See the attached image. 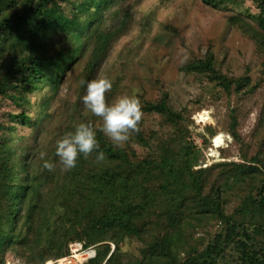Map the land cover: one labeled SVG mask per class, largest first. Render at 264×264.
Returning <instances> with one entry per match:
<instances>
[{
  "label": "trees",
  "instance_id": "trees-1",
  "mask_svg": "<svg viewBox=\"0 0 264 264\" xmlns=\"http://www.w3.org/2000/svg\"><path fill=\"white\" fill-rule=\"evenodd\" d=\"M116 1L0 0V105L26 107V96L45 88L58 93L69 68L88 53L75 101L49 130L63 136L79 123H91L99 143L68 171L52 155L53 173H42L32 167L27 143L12 134L13 123L31 124L26 111L0 122V264L7 256L46 264L65 257L73 242L92 248L93 257L84 264H264V132L258 141H245L238 131L242 109L227 103L225 130L232 143L218 148L219 161L208 164L205 151L217 129L208 125L196 133L200 145L190 129L202 104L176 108L162 89L156 99L137 97L143 113L139 131L121 148L84 108L87 82L98 78L128 16ZM200 2L223 12L251 4L228 16L226 24L253 42L264 71V0ZM176 30L169 26L161 37H177ZM60 43L67 47L57 49ZM181 71L216 88L219 101L250 100L258 92L249 67L243 76L229 77L210 48L190 56ZM51 101L42 102L40 117L45 108L50 112ZM38 125L37 134L43 128ZM259 125L260 119L249 138ZM99 151L106 158L97 163ZM47 183L51 189L44 192Z\"/></svg>",
  "mask_w": 264,
  "mask_h": 264
},
{
  "label": "rangeland",
  "instance_id": "rangeland-1",
  "mask_svg": "<svg viewBox=\"0 0 264 264\" xmlns=\"http://www.w3.org/2000/svg\"><path fill=\"white\" fill-rule=\"evenodd\" d=\"M116 2L119 7L128 10V16L124 25H122L123 19L118 21L117 26L122 25V31L118 32L111 42L98 74V78L109 79L112 88L116 86L111 97H107L110 91L106 93L108 104L123 95H135L147 100L156 99L161 89L169 93L176 108L188 102L192 110H195L194 108L202 104L204 107L191 116L194 126L190 129L193 130V139L197 145L202 143V139L197 137L196 133H202L203 128L208 125L217 129V135L211 139L212 147L205 151L208 164L213 160L219 161L218 148L213 146L215 137H221L220 148H226L232 143L231 136L225 130L228 121L227 103L229 105L232 103L236 110L242 109L238 131L245 137V141L248 139L258 141L261 138L264 132V71L261 60L253 42L239 30L226 24L228 16L242 14L252 7L250 3L223 12L203 5L200 0H117ZM169 26L177 29V37L170 35L161 37ZM66 47L67 45L60 43L57 49ZM207 48H210L216 59L222 61V72L229 77L243 76L249 67L248 74L252 84L258 85V92L250 100L248 97H241L231 102L219 101L217 99L219 92L216 88L181 71L182 64L190 56L203 55ZM87 60L88 53L74 67L69 68L64 78L65 86L58 93L45 88L28 94L26 107L16 108L6 101L0 105V122H7L8 114L26 111L29 115L31 120L29 127L13 123L11 126L15 130L12 134L14 140L21 138L27 143L31 149L32 167L38 172L44 173L47 170L52 172L45 167V162H50L52 155H56L57 137L60 138L62 135L60 131L56 135L52 134L51 131L54 129L49 130V128L58 126V117H62L68 105L75 101L82 69ZM44 100L53 101L50 108L51 117H47L50 112L46 108L40 117ZM259 119L262 125H259L253 139L249 138ZM37 125L38 128L43 127L39 134L35 133L37 129H33V126ZM55 158L56 162L58 157ZM236 159L235 156L232 160ZM43 188L44 192H48L51 184L47 183ZM123 249L130 250V247L124 245ZM6 261V264H22L10 256H7Z\"/></svg>",
  "mask_w": 264,
  "mask_h": 264
},
{
  "label": "clouds",
  "instance_id": "clouds-1",
  "mask_svg": "<svg viewBox=\"0 0 264 264\" xmlns=\"http://www.w3.org/2000/svg\"><path fill=\"white\" fill-rule=\"evenodd\" d=\"M111 89L112 82L109 79H93L87 82L81 100L87 112L100 119L99 131L115 147L121 148L134 133H138L143 113L140 100L135 95L119 96L108 104L106 93ZM97 149H99L97 130L91 123L82 122L56 141L55 154L62 170L68 171L76 166L81 154L87 159ZM105 158V153L99 151L95 160L100 163ZM45 167L52 168L53 165L45 162Z\"/></svg>",
  "mask_w": 264,
  "mask_h": 264
},
{
  "label": "built area",
  "instance_id": "built-area-1",
  "mask_svg": "<svg viewBox=\"0 0 264 264\" xmlns=\"http://www.w3.org/2000/svg\"><path fill=\"white\" fill-rule=\"evenodd\" d=\"M216 138V137H215ZM213 146L215 148H220V145L215 144V139L213 140ZM68 253L65 257L49 261L46 264H84L93 257L92 248H84L83 244L80 242H73L68 245Z\"/></svg>",
  "mask_w": 264,
  "mask_h": 264
},
{
  "label": "bare ground",
  "instance_id": "bare-ground-1",
  "mask_svg": "<svg viewBox=\"0 0 264 264\" xmlns=\"http://www.w3.org/2000/svg\"><path fill=\"white\" fill-rule=\"evenodd\" d=\"M202 118V117H201ZM204 119V118H203ZM221 143V137L220 136H217L216 138H215V144L216 145H219Z\"/></svg>",
  "mask_w": 264,
  "mask_h": 264
}]
</instances>
